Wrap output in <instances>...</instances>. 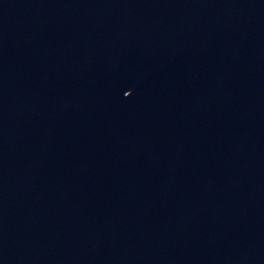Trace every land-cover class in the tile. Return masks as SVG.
<instances>
[{"label":"water","instance_id":"water-1","mask_svg":"<svg viewBox=\"0 0 264 264\" xmlns=\"http://www.w3.org/2000/svg\"><path fill=\"white\" fill-rule=\"evenodd\" d=\"M0 264H264V0H0Z\"/></svg>","mask_w":264,"mask_h":264}]
</instances>
